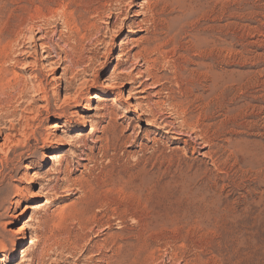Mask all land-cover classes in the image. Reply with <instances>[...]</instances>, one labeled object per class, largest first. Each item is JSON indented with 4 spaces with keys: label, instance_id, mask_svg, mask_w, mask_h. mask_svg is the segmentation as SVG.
I'll use <instances>...</instances> for the list:
<instances>
[{
    "label": "rangeland",
    "instance_id": "374dc122",
    "mask_svg": "<svg viewBox=\"0 0 264 264\" xmlns=\"http://www.w3.org/2000/svg\"><path fill=\"white\" fill-rule=\"evenodd\" d=\"M124 1L97 0L103 7L99 29L89 35H70V43L78 42L88 67V77L83 76L86 80L79 78L75 83L88 88L84 90L85 103L73 110L77 126L67 131L51 110L47 115L43 112L42 130L39 128V135L30 142H25L28 130L19 131L14 142L0 137V264H264V0ZM70 3L0 0V35L22 33L21 40L27 38L24 42L32 39L31 46L26 44L31 50L25 49L30 53L42 42L64 47L65 40L60 41L58 35L69 34L62 24V12ZM116 7L122 8L121 20L139 22L154 9L174 27L164 37L170 44L161 67L166 73L156 89L149 90L153 94L163 89V94L152 100L159 101L162 109L161 113L157 110V116L163 118L158 123L169 127L158 129L135 114L136 106L145 103L144 95L115 80L114 74L127 73L122 69L133 62L130 59L115 71L118 46L127 47L131 55L149 36L143 30L148 22L142 23L143 28L132 24L111 27L114 19L108 17L109 11ZM73 9L68 10L71 13ZM87 16L80 18L74 12L69 27L85 25ZM31 19H36L34 24ZM41 21L46 22L42 24L48 40L40 42ZM207 26L212 27L213 47L220 49L219 43L224 41L225 59L223 67L219 54L212 61L209 83L203 76L204 61L192 58L202 54L188 50L190 41L203 43ZM173 38L175 43H170ZM172 49L177 50L175 54ZM41 55L39 49L36 68L31 65L34 58L22 56L15 72L27 79L30 73L40 71L46 89L53 92L61 87L62 68L54 69ZM24 64L31 66L26 69ZM94 79L117 94L103 88L91 90ZM97 93H105L101 102L93 99ZM32 94L30 90L29 101ZM65 96L62 90L53 108L65 106ZM28 105L24 107L31 118L44 104L40 100L32 109ZM104 106L116 112L119 127L115 132L124 128L130 136L124 145L94 143L101 133L92 138L91 130L100 122ZM8 121L12 124L7 123L6 129L16 124L17 117ZM102 121L101 126H106L107 120ZM49 137L57 143L46 148L43 141ZM79 138L85 139L84 153L93 162L80 159L85 156L75 159L79 153L72 144ZM15 142L25 148L7 156ZM49 153L53 159H46ZM66 159L74 163L67 171L58 170L64 169L60 160ZM158 172L162 184L159 218H134L135 222L124 216L118 209L117 189L128 184L148 193ZM155 198L149 195L146 203L153 207Z\"/></svg>",
    "mask_w": 264,
    "mask_h": 264
},
{
    "label": "bare ground",
    "instance_id": "6f19581e",
    "mask_svg": "<svg viewBox=\"0 0 264 264\" xmlns=\"http://www.w3.org/2000/svg\"><path fill=\"white\" fill-rule=\"evenodd\" d=\"M122 1H124V0H122ZM122 1L116 0V2H118L120 4H122ZM130 3L133 4L134 1L131 0ZM220 4H221V2H220ZM221 6H222V4H221ZM72 7L74 9H73V12L70 13L69 10ZM102 8L103 7H101L100 3L97 2V0H75V2H72V0H71V3L67 6V10L62 12L63 13L62 17H63V21H64L62 24H64L66 27V29L64 27L65 32L68 30L67 32H69V34L60 32L58 35L60 41L65 40L64 47H59V45H57L56 48H53V47H51V44L49 42H47V43L42 42L39 45L38 44L34 45L36 47V51L33 49L34 51L32 53H30V52L26 51L25 49L30 48V47H26V44L31 46V40L32 39L28 40L27 42H24V41H26L27 38H25V40L23 39L24 41L21 40L20 36L22 35V33L16 34V36H15V35H13V33L11 34L10 31H7L6 33H2V31H1L2 34L0 35V137H2V138L4 137L5 142H7V141L14 142L13 140L16 138L17 133L21 130L22 131L28 130L30 132V136L27 139L25 138L26 139L25 142H30L31 140H33L32 138H36L37 135H39V128L40 129L42 128L40 126L44 122V119H41V116L44 114L45 115L49 114L51 110L56 112V116H57L56 120L57 121H63L64 122L62 127L66 128L67 131L73 130L77 126L78 123H77V120H75V112L73 110L80 108L85 103L84 90L88 89V88H85L87 86L82 85L84 83H82L80 85V87H77L78 85L76 86L75 83L77 81H79V78L82 79L83 76H87V74H86L87 65L84 64V60L81 57L80 50H79L80 47L78 48V45H79L78 42L74 41L75 39H73L74 43H70L69 38H70L71 34L80 35V33L82 32V33H87V35H89L91 32H93V30L95 31V29H99L98 28V21L101 19V14L103 13ZM220 9H221V7H220ZM208 10H210V9H208ZM62 11H63V8H62ZM74 12H77L78 17H80V18L86 14L88 15L85 25L81 24L80 26H77L74 28L69 27L70 22L73 19V13ZM109 12H111V13H109L108 17L111 19H114L113 22L111 23V27L117 26L119 24L121 26L123 25L122 27H126V25L130 26V24H132V25H137L138 28H143L142 23L148 22V23H146V27L143 30L149 36L144 38L143 42L138 45V47H137L138 50L134 51L133 54L130 55V53L126 49L127 47H123L122 45L118 46L121 49H120V55L117 58V64L115 66V71L118 69V67L125 66L127 64V62L130 61V59H132L133 62L130 64L129 67L122 69V71H128L127 73L119 72V73H115L114 75H115V80L126 82L125 84L131 85L130 89L132 91H134L136 94L144 95V97H142V100H145L144 101L145 103H144V105H141V103H140L139 105L136 106L135 114L139 115V117L145 118V120H147V122H150L149 125L151 124V125L157 126L158 129H164L165 127H169V124L168 125L164 124V126H161V124H159V123L162 122L163 118L161 119L159 116H157V112L161 108H159V106H160L159 101H157L155 99H158L163 94L162 93L163 89H159L155 92L153 91L154 92L153 94H151V92H149V90H155L156 84H158L157 81H159L161 78L164 77V75H162V73H164L165 71L161 70V67L163 66L162 63L166 61L165 56L168 53L167 51H165V48H167L170 45L169 43H167L165 41L164 37H166V35L169 34V32H171L174 29V27L171 24H168L164 19H160L159 13H157L156 10H154V9H151L149 11L150 15H148L147 18H143V20H141L139 22H135L136 21L135 19L132 20V19H128V18H124L123 20H121L120 17L123 13L121 7H118V8L116 7L114 12H112V10H110ZM211 12H212V10H211ZM56 14H58V13H56ZM36 19H39V18L36 17ZM36 19H33V20L31 19L30 22L32 24H34V20H36ZM73 22H74V20H73ZM42 23H44V21H41V24ZM73 25H74V23H73ZM37 26H39V24ZM44 26L45 25H43L41 27L39 26V28H38V33L41 34V37H39L37 39V41L41 42V41H44L46 39L48 40L47 32H45L46 29L44 28ZM211 28L209 26H207L205 28V30H204L205 37H204V40L202 41L203 43H198V42L193 40V41H190L189 47H188V50L190 52H193V53L194 52H197V53L200 52L202 54L201 58L198 57L197 54H193L192 58H196V59L204 61L203 67L205 69V72H204L203 76L205 77L204 78L205 83L212 82V78H213L212 70H211L212 69V61L218 56V54H219V57L221 59L220 67H223V64H224L223 61L225 60V59H223V55H222L224 52V48H223L224 47V41L223 40L220 41V43H219L220 49L213 47L215 45V43H213L212 42L213 40L210 39L211 34H212ZM192 36H195V35H192ZM13 38H15V39H13ZM171 42L175 43L174 38L170 39V43ZM34 46H33V48H34ZM180 47H181V45H180ZM116 48H117V46H114V49H116ZM182 48H183V46H182ZM39 49H41V53H42L41 58H43V60L45 62L49 63V65H53L55 67L54 69H56V70L62 68V74H61L62 84H61V87L56 88L53 92H49L46 89V87L44 85V80H43V77L41 76L40 71H38L37 73H34V72L30 73V75L27 79H23L22 76H18L19 74L17 75L16 74L17 72H15L16 67L20 66V64H21V57L22 56L25 57L26 55H28V57L30 56V57L34 58L33 59L34 61H33V63H31V65H33V67L36 68L38 60H39L37 57ZM29 50H31V49H29ZM172 50H173L174 54L177 51L176 49H172ZM108 51L111 52V49H109ZM169 58H171V57H169ZM190 63H191V65H194L195 67H197L199 65L198 63L193 62V61H190ZM225 63H227V62H225ZM31 65H29V64L25 65L24 64L23 66H25V68L27 69V67L29 68V66H31ZM173 65H175L174 62H173ZM165 66H166V64L164 65V68H166ZM175 67H176V69H178V66L175 65ZM179 68H181V65ZM183 69H180V70H183ZM188 70H190V69H188ZM195 72L196 71L194 70V73ZM174 73H175V71H174ZM179 73L180 72H178L177 74H179ZM93 74H95V73H93ZM92 77L95 78V75H93ZM83 79L86 80L85 78H83ZM95 80L96 79H94L93 85L90 86L91 90L97 89V88H103V89H107L106 91L108 93H110L111 95L117 94L116 92H114V89H110L107 86L103 87V85L100 84L99 81H95ZM175 86H177V85H175ZM30 90L33 93L32 94L33 96L31 97V101H29L30 97L28 96ZM62 90L65 92L67 104L65 106H62V107H54L53 108L52 103L55 102V98L59 95V93ZM188 90H190V89H188ZM166 92H165V94H166ZM104 94L105 93H97L93 97V99L97 98L99 100V102H101L100 98L104 97L105 96ZM170 96H171V94H170ZM153 98H155V99L152 100ZM40 100L43 102L44 105L39 107V109L36 110V114L30 118L27 115V107H24V105L27 103V104H29L28 106L32 109V106H34V104H36ZM171 100H174L173 96H172ZM141 102H143V101H141ZM14 104H15V106H14ZM169 107L171 108L170 104H169ZM205 107H207V106H205ZM106 108H107L106 106H104L102 108V111H105V112L101 113L100 122L98 121L96 124L93 125L94 128L91 130V137L93 138L96 133L100 132L101 136L95 137L96 139H95L94 143H99L101 146H103L105 143H106V145L107 144L124 145V141L125 140L128 141L130 136L125 135L124 128L122 130H120L118 134L115 132V129L119 127V125L117 124V122L115 120L116 112L113 109L109 108L107 110ZM173 110H175V109H173ZM161 111H162V109L160 110V113H161ZM18 112H19V114L17 115ZM43 112H44V114H43ZM173 112H175V111H173ZM175 113L177 114V112H175ZM162 115H163V113H162ZM179 115H181V114H179ZM174 116H175V114H174ZM13 117L14 118L17 117V121H16L15 125L14 124L11 125L12 122L8 121L10 118H13ZM105 119L107 120V125L101 126V121L102 120L104 121ZM158 121H160V122L158 123ZM164 122H166V121H164ZM182 122H183V120H182ZM7 123H11V124H10V126H8L9 128L6 129L5 126L7 125ZM183 125H185V124H183ZM194 126H196V125H194ZM194 130H193V132H194ZM6 131H8V133H6ZM197 131H199V130H197ZM164 132H166V131H164ZM199 138H201V137H199ZM15 141H17V140H15ZM207 142H209V141H207ZM56 143H57V139L52 138V137H49L47 140L43 141L44 147H46V148H50ZM12 145L13 146L8 149L7 156L16 153L19 150L21 151L23 148H25L17 142L13 143ZM155 147H157V146H155ZM72 148L75 149V151H77L79 153L78 155H76L75 159H77V157L85 156V158H80V159L82 161L88 160V163L93 162L92 158L89 155L84 153L83 149L86 150V148H87V144H86L85 139H83V138L76 139L72 144ZM91 148H93V147H91ZM50 150H53V149L51 148ZM52 152L53 151H51V153ZM51 153L46 155V159H53V154H51ZM194 153H195V151H194ZM7 156L5 158L6 162H7ZM1 162L2 161L0 160V163ZM63 162L65 163L64 169H62L63 167L61 166V167H59L58 170H66L67 171L68 167H70V165H72L74 163L73 161H69V159H66L64 161L60 160L61 165ZM77 166L81 167V168H85V165H81L79 162H77ZM59 173H62V172L59 171ZM149 187H151V190L148 191V193L146 192L145 188H137V187H133V186L128 185V184L117 189L116 195H117L118 200H119V201L117 200L118 201V203H117L118 209L120 208L123 211L124 216H131L133 218V220H134V218H139V220H142V221L148 220L150 218H159V216L161 214V204L160 203H161V199H162L161 198L162 197L161 196L162 195V184H161V180L159 177V172L155 176V182H153V184ZM108 192L114 194L112 192V190H108ZM149 195H154V197H156L154 200L157 199L155 201V203L153 202L154 203L153 207L149 206L146 203L147 202L146 200H148L147 198L149 197ZM105 196H107V195H105ZM119 212H121V211L119 210ZM144 227H145V229L149 228L148 225H145Z\"/></svg>",
    "mask_w": 264,
    "mask_h": 264
}]
</instances>
